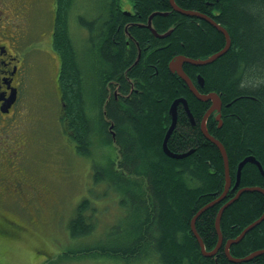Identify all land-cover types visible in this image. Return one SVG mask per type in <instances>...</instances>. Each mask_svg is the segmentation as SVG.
I'll list each match as a JSON object with an SVG mask.
<instances>
[{
    "label": "trees",
    "instance_id": "obj_1",
    "mask_svg": "<svg viewBox=\"0 0 264 264\" xmlns=\"http://www.w3.org/2000/svg\"><path fill=\"white\" fill-rule=\"evenodd\" d=\"M53 1L56 14L52 47L61 60L57 81L64 105L60 116L62 126L77 152L84 156L93 155V150L100 145L97 144L99 137L106 143L107 126L117 131L126 150L116 146L115 158L107 164L92 160L93 180L104 179L114 184L116 192L124 190L128 194L122 205L129 199L131 219V238L127 239V235L124 240L125 234L111 230L108 233L113 241L106 247L85 246L64 255L157 256L160 264H236L225 256L224 243L261 216L264 195L258 191L243 192L228 205L220 218L221 247L215 256L202 255L190 229V220L223 191L225 169L219 149L199 128L198 119L207 101L192 95L178 82L184 80L168 67L169 61L179 54L198 59L219 51L225 44L222 32L202 19L176 12L169 0H130L132 8L127 12L123 11L121 0H100L86 6V15L77 12L73 16L69 13L74 0ZM175 2L185 10L208 16L214 13V20L230 36L225 53L204 65L187 64L184 70L190 77L193 71L203 75V86L198 81L194 83L202 92H221L222 126L214 130L210 123L208 130L226 150L229 175L234 183L236 164L245 156H254L264 168V0ZM158 11L168 14L152 17L151 25L156 32L164 33L172 28L164 38L154 36L145 26L149 15ZM73 19L74 22L79 19L87 39L83 35L82 41L73 35ZM8 22L11 26L8 29L14 33V23L11 19ZM15 47L16 43L11 48L18 57ZM84 48L87 50L85 64L78 53ZM138 48L146 52L142 51L141 58L134 63ZM14 65L21 68L23 61L15 57L7 67ZM16 75L15 78L23 81L22 74ZM115 76L123 85L131 77H139L142 84H137L138 93L121 104L108 101L104 106L106 81ZM178 95L186 96L196 120L192 125L181 112L169 139L174 151L194 149L182 158L167 156L161 148L162 137L170 125L169 106ZM245 186L264 188V176L254 163L247 162L242 167L237 188ZM235 191H229L227 196H233ZM225 202L205 206L196 217V232L206 250L217 243L214 221ZM89 208L86 198L76 206L68 224L72 237L84 236L93 230L87 217ZM9 232L15 236L14 230ZM0 235L7 237L1 231ZM261 249H264V219L238 243L232 244L229 251L234 257H244ZM239 264H264V253Z\"/></svg>",
    "mask_w": 264,
    "mask_h": 264
},
{
    "label": "rangeland",
    "instance_id": "obj_2",
    "mask_svg": "<svg viewBox=\"0 0 264 264\" xmlns=\"http://www.w3.org/2000/svg\"><path fill=\"white\" fill-rule=\"evenodd\" d=\"M96 2L100 0H74L69 14L86 15V6ZM53 3L0 0V44L12 50L16 43V58L23 61L17 108L8 116L0 113V177L8 172L6 185L21 179L20 187L9 186L7 191L0 187V231L7 234L0 235V264H160L157 256L64 255L85 246L106 247L113 241L111 230L125 234L124 240L127 235L131 238V219L129 199L122 205L128 194L116 192L114 184L104 179L93 180L92 160L107 164L115 158V147L106 146L99 137L93 155H81L62 126L64 105L57 81L61 60L52 47ZM121 4L124 10L132 8L130 0H121ZM9 19L14 33L8 29ZM75 21L73 35L87 39L79 19ZM86 48L78 50L83 64L87 63ZM84 198L89 200L87 217L93 230L72 237L68 224ZM9 230H14L15 236Z\"/></svg>",
    "mask_w": 264,
    "mask_h": 264
},
{
    "label": "flooded vegetation",
    "instance_id": "obj_3",
    "mask_svg": "<svg viewBox=\"0 0 264 264\" xmlns=\"http://www.w3.org/2000/svg\"><path fill=\"white\" fill-rule=\"evenodd\" d=\"M206 2H207V0H206ZM131 4H132V1H131ZM169 4H170V1H169ZM177 4V3H176ZM178 5V4H177ZM8 7L10 6V5H7ZM179 6V5H178ZM170 7L172 8V6H171V4H170ZM180 7V6H179ZM181 8V7H180ZM173 9V8H172ZM183 9V8H182ZM124 12H127V10L125 9V10H123ZM176 11V10H175ZM0 12H2L1 11V9H0ZM129 12V11H128ZM164 12H166V11H164ZM177 12V11H176ZM179 13V12H178ZM168 14V12H166V14H163V15H167ZM150 16V15H149ZM189 16H191V15H189ZM208 16V15H207ZM213 16H214V13H212V16H208L209 18H211L213 21H215L214 20V18H213ZM192 17H195V18H199V19H202V20H204V21H206L207 23H209V24H211L210 22H208L206 19H203V18H200V17H196V16H192ZM216 22V21H215ZM146 25V24H145ZM212 25V24H211ZM149 29V28H148ZM169 30V29H168ZM167 30V31H168ZM171 31H172V28H171ZM171 31H170V33H171ZM165 33V32H164ZM169 33V34H170ZM168 34V35H169ZM159 38H164V37H159ZM160 44L161 45H165L164 43H163V41H161L160 42ZM8 46L9 45H6V44H0V55H2V59L0 60V64H1V66H0V113H2V114H4L5 116H8V114H14V112H15V110H16V108H17V104H18V99H19V101H20V93H21V89H22V85H23V81L22 80H18L17 78H15V75L17 74V72H18V74H22V67L20 68V66L19 67H17L16 65H14V66H11V68L10 67H7L8 66V64H9V62H11V60L12 59H15V55L13 54L14 52L11 50V49H9L8 48ZM11 47H13V45H11ZM139 49L140 48H138L137 49V53H135V56H134V58H136V59H140L141 58V56H142V51H144V52H146L145 50H141V51H139ZM135 63L137 62L136 60L134 61ZM169 64V63H168ZM187 64H192V63H189V62H184L183 63V65H182V67H183V69L185 68L186 69V65ZM192 65H194V64H192ZM195 66H197V65H195ZM200 66V65H199ZM169 67V66H168ZM19 70V71H18ZM185 71V70H184ZM171 72V71H170ZM186 73V72H185ZM17 74V75H18ZM187 74V73H186ZM16 75V76H17ZM188 75V74H187ZM189 76V75H188ZM131 77V76H130ZM180 77V76H179ZM181 78V77H180ZM189 78H190V81H191V85H193L195 82H197L199 79H201V78H203V75L200 73V72H197V71H193L192 72V77H190L189 76ZM130 80L131 81H129V80H127V84L125 83L124 85L123 84H121L120 82L121 81H119V78H117L116 76L115 77H111L108 81H106V85H107V90H106V98H108V101H111L112 103L114 102V103H117V104H121V102H123V100H126V99H129L132 95H134V94H136V93H138L139 92V90L137 89V84L138 83H140V84H142V80L139 78V77H131L130 78ZM178 82H180V84H182L183 86H185V87H187V89L188 90H190V86H189V84L188 83H185V81L183 82V81H179L178 80ZM203 84H204V80H203V83H202V85L201 86H203ZM194 86L196 87V85L194 84ZM196 89H197V87H196ZM200 93H204V92H202L199 88L197 89ZM129 92V93H128ZM190 92L192 93V91L190 90ZM210 92H214V91H210ZM218 92V91H217ZM207 93H209V92H207ZM206 93V94H207ZM205 94V93H204ZM117 95V96H116ZM119 95V96H118ZM192 95H193V93H192ZM218 95H219V97H220V99H221V108H220V111H219V113H220V118H221V115H223V106H224V104H223V100H222V96H221V92L219 91L218 92ZM108 96V97H107ZM180 97H182V98H184L185 100H186V102H187V99H186V96H184V95H178V96H176V98H180ZM119 98V99H118ZM176 98H173L171 101H173V100H175ZM108 101H107V103L106 104H108ZM117 101V102H116ZM121 101V102H120ZM172 103V102H171ZM170 103V104H171ZM207 104L208 105H206V108H205V110H203V112H202V114H201V116H200V118L198 119V122H199V128H200V131H201V133L203 132L202 131V129H201V122H202V119H203V116H204V114H205V112L207 111V109L210 107V105H211V101L210 100H207ZM181 107H180V106ZM187 105H188V102H187ZM226 106L228 105V104H225ZM188 108H189V106H188ZM189 111H190V108H189ZM181 112H184L186 115H187V117H188V120H189V122L192 124V125H194L195 123H196V120H195V118H194V116H193V114H192V112H191V117H190V115L188 114V111L186 110V108H184V106H183V102H180V103H178L177 104V107H176V120H175V126H174V129L172 130V132H171V134L172 133H174L175 132V128H176V125H177V120H178V116H179V114H181ZM217 112H211L209 115H208V117L206 118V128H207V130H208V128H209V126H210V123H212V129H214V130H216V129H220L221 128V126H222V121L220 122V120H219V118H217ZM169 118H170V120H169V123H168V125L171 123V120H172V118H171V116H169ZM219 122H220V125H219ZM168 127V126H167ZM215 127V128H214ZM106 130H107V134H106V146L107 145H109V146H111V145H113L114 147H116L117 146V148L119 149V150H126V147H125V144L118 138V133H117V131L112 127V130L114 131V137H113V135H112V133H111V131L109 130V126H107L106 127ZM167 131V130H166ZM208 132H209V130H208ZM166 133V132H165ZM165 133H164V135H163V137H162V142H163V139H164V136H165ZM210 133V135H212L213 137H215L211 132H209ZM171 134L169 135V138H168V140H167V143H166V145H167V148H168V150L170 151V152H172V153H182V152H178V151H174L172 148H170V145H169V139H170V137H171ZM203 135H204V137L206 138V136H205V134L204 133H202ZM216 139H218L217 137H215ZM207 139V138H206ZM162 142H161V148H162V151L167 155V156H169L166 152H165V150L163 149V147H162ZM11 155V154H10ZM122 162V164L125 162V158L124 159H122L121 160ZM8 163V162H7ZM239 163V162H238ZM238 163L236 164V170H237V166H238ZM253 164V163H252ZM244 166V165H243ZM257 167V166H256ZM7 176H8V172H4V176H1L0 177V187L2 186V187H4L2 190L3 191H7V190H9L8 189V187L9 186H13V187H20V182H21V179H19V181H17L16 183H14V184H9V185H6V181H7ZM235 176H236V174H235ZM240 176H241V174H240ZM231 181H232V179H231ZM235 182H236V179H235ZM235 182L234 183H232L231 182V185H230V187H229V189L227 190V193H226V195H225V197L223 198V199H221L219 202H221V201H227L229 198H231V197H233L235 194H236V192L240 189V188H242V187H240V188H237V186L240 184V179H239V183L237 184V186L236 187H234L233 188V186H234V184H235ZM231 190H236L235 191V193L233 194V196H227L228 195V193H229V191H231ZM124 193H125V191H124ZM218 203V202H217ZM191 229V228H190ZM196 229V228H195ZM192 231V230H191ZM192 233H193V231H192ZM193 235H194V233H193ZM228 240V239H227ZM226 242V241H225ZM238 243V242H237ZM234 244V243H233ZM232 245V244H231ZM230 245V246H231ZM221 247V246H220ZM219 247V248H220ZM213 248V247H212ZM219 248H218V250H219ZM230 248V247H229ZM217 250V251H218ZM206 251H209V250H206ZM217 251L214 253V254H211V255H205V254H203L202 253V255L203 256H206V257H211V256H215L216 255V253H217ZM223 252H224V246H223ZM225 254V253H224ZM236 264H239V263H236Z\"/></svg>",
    "mask_w": 264,
    "mask_h": 264
},
{
    "label": "water",
    "instance_id": "obj_4",
    "mask_svg": "<svg viewBox=\"0 0 264 264\" xmlns=\"http://www.w3.org/2000/svg\"><path fill=\"white\" fill-rule=\"evenodd\" d=\"M172 6L175 5L174 4V1L173 0H170ZM176 11L180 12L181 14H185V15H195V16H201L200 14H198L197 12H194V11H190V10H185V9H181V8H177V7H174ZM156 12L152 13L148 19H147V23H146V27L150 29V31L154 34V36H157V37H165L166 35H168V32H165V33H158L156 32V30L152 27L151 25V19L153 17V15H155ZM203 17V16H202ZM207 19V18H206ZM217 30L221 31L223 33V35L226 37V46L224 47V49L219 53H223L225 50H227L229 47V34L228 32L221 26V25H218V24H215ZM218 55V54H216ZM216 55H213L212 57L210 58H205V59H193V58H190L188 56H185V55H182V54H179V55H176L170 62V70L173 71V72H176L184 81L185 83H188L189 86L191 87L190 90L192 91L193 95L201 100V101H207V100H210L212 103L215 104V107H216V112H217V117H220V113H219V110H220V102L218 100L217 97H215V95L213 94L214 92H210V93H200L196 87L193 85H191L190 83V78L189 76L185 73L182 65L184 62H192L194 63L195 65L199 66V65H204V64H207L210 62V60L212 58H214ZM198 82L202 85L203 83V79H199ZM181 102H183V106L184 108H188V105H187V102L184 98H181L180 99ZM180 100H178V102H180ZM177 104L176 102H172L170 107H169V115H173L176 111V107H177ZM172 121H174V118L172 119ZM171 121V126L170 128H174V124L172 123ZM207 128L203 127V132L202 133H207ZM211 140L215 141L216 139H212V137H209ZM168 155L170 156H176L178 158H182V157H185V155L187 156V154H181V155H173V154H170L169 152H167ZM224 158V157H223ZM224 161H225V158H224ZM258 169L261 170V165L259 162L257 161H253ZM241 168L242 167H239L237 169V174H236V182L233 186L236 187L237 184L239 183V179H240V171H241ZM229 171L227 169V166H225V175H228ZM244 188V187H243ZM242 189V188H241ZM206 208L205 206L202 207L198 212L197 214H195L192 219H191V223L193 224L196 220V217L203 211V209ZM222 210H219L218 212V216L215 217V221H214V226H215V229H216V234H217V243H216V247L210 251H206L205 247H204V244H203V241L202 239L200 238V236L197 234L196 231H194V236L195 238L197 239L198 243H199V246H200V250L203 252V254H213L216 252V249L217 247H219L221 245V242H222V234H221V231H220V226H219V223H220V213H221ZM264 219V212L262 213V215L260 216L259 220L253 222V223H250L249 225H247L241 232H240V235L237 237V238H231V239H228L226 240V242L224 243V253H225V256L232 262H236V263H240V262H243V261H247V260H250L253 256H256L257 254H260L262 252H264V250H255L251 253H249L247 256H244V257H234L232 255H230V253L228 252V249H229V246L232 244V243H236L238 241L239 238H241V236H243L247 231L248 229H250L251 227H254L255 225H257L261 220Z\"/></svg>",
    "mask_w": 264,
    "mask_h": 264
},
{
    "label": "bare ground",
    "instance_id": "obj_5",
    "mask_svg": "<svg viewBox=\"0 0 264 264\" xmlns=\"http://www.w3.org/2000/svg\"><path fill=\"white\" fill-rule=\"evenodd\" d=\"M170 1V0H169ZM174 1V4L175 5H173L172 6V4H171V2H170V4H171V6H172V8L175 10V8L174 7H179L177 4H176V2H175V0H173ZM180 8V7H179ZM182 9V8H181ZM191 11V10H190ZM178 12V11H177ZM154 13V12H153ZM180 13V12H179ZM198 14H200L201 16H196V17H200V18H203V19H206L208 22H210L213 26H215V24H218V25H220L219 23H217V22H215V21H213L211 18H209L207 15H205V14H203V13H199V12H197ZM152 14V13H151ZM150 14V15H151ZM156 14H166V12H161V11H158V12H156ZM154 16V15H153ZM195 16V15H194ZM203 16V17H202ZM216 27V26H215ZM223 27V26H222ZM224 28V27H223ZM225 29V28H224ZM226 30V29H225ZM170 31H171V28H169V30L168 31H166V32H168V34L170 33ZM221 32V31H220ZM223 34V33H222ZM167 36V35H166ZM229 36V35H228ZM164 37V36H163ZM225 37V36H224ZM226 43H227V41H226V37H225V44H224V46L219 50V51H217V52H214V53H212L211 55H209V56H207L206 58H210V57H212L213 55H216V54H218V55H216L214 58H212L211 60H210V62L211 61H213L214 59H216L217 57H219L220 55H222L223 53H225L227 50H225L223 53H221V54H219L223 49H224V47L226 46ZM229 46H230V36H229ZM228 46V47H229ZM198 59H205V58H198ZM172 60V59H171ZM171 60L169 61V64H168V66H169V70H170V62H171ZM189 63H192V62H189ZM192 64H194V63H192ZM195 65V64H194ZM171 71V70H170ZM171 72H173V71H171ZM178 75V74H177ZM179 76V75H178ZM190 83H191V81H190ZM129 93V92H128ZM210 93V92H209ZM214 95H215V97H217L218 98V100H219V102H220V108H221V99H220V97H219V95L216 93V92H214L213 93ZM117 96V95H116ZM119 96V95H118ZM108 97V96H107ZM105 98V97H104ZM182 97H180V98H176L175 100H173L172 102H176V103H180L181 102V99ZM119 99V98H118ZM178 100H180V102H178ZM107 101H108V98H105V103H104V106H105V104L107 103ZM117 102V101H116ZM121 102V101H120ZM118 103V102H117ZM171 105V104H170ZM186 110L188 111V114L190 115V117H191V112L189 111V108H186ZM216 112V107H215V104L214 103H212L211 102V105H210V107L207 109V111L205 112V114H204V116H203V119H202V122H201V129H202V131H203V127H205L206 128V118L208 117V115L211 113V112ZM220 111V110H219ZM171 116V118L173 119L174 118V121H172V123L174 124V126H175V120H176V111H175V113L172 115H170ZM217 118H219V120H220V122H221V118L220 117H217ZM220 122H219V125H220ZM170 126H171V123H170V125H169V127H168V129H167V131H166V133H165V136H164V139H163V142H162V147H163V149L165 150V152L167 153V152H169L170 154H173V155H181V154H190V153H192L193 151H194V149H190V150H188V151H186V152H182V153H172V152H170L169 150H168V148H167V145H166V143H167V140H168V138H169V135L171 134V132H172V130L174 129L173 127L172 128H170ZM109 130L111 131V133H112V135H113V137H114V131L112 130V126H109ZM208 131V130H207ZM205 134V136H206V138L209 140V141H211L213 144H215L216 146H217V148L219 149V151H220V154H221V156H222V159H223V164H224V169H225V166H227V169H228V171H229V168H228V158H227V154H226V150H225V148H224V146H223V144L218 140V139H216L215 137H213L212 135H210V133L209 132H207V133H204ZM209 137H212V139H216L215 141H213V140H211ZM170 156V155H169ZM186 156V155H185ZM172 157H175V158H178V157H176V156H172ZM225 158V161H224V158ZM257 161V162H259L254 156H251V155H248V156H245L242 160H240L239 161V163H238V166H237V169L239 168V167H243V165L245 164V163H247V162H250V163H254L253 161ZM260 163V162H259ZM255 164V163H254ZM256 165V164H255ZM260 165H261V163H260ZM257 166V165H256ZM258 168V167H257ZM241 170H242V168H241ZM259 171H260V173L264 176V168L262 167V165H261V170L260 169H258ZM236 174H237V170H236ZM240 174H241V171H240ZM230 185H231V177H230V175H229V173H228V175H225V183H224V188H223V192H221V194L219 195V196H217L215 199H213L212 201H210L209 203H207L206 204V207H209V206H212V205H214L215 203H217V202H219L221 199H223L224 197H225V195H226V193H227V190L229 189V187H230ZM250 191H258V192H260V193H262L263 195H264V188H261V187H259V186H249V187H247V186H245L244 188L242 187V189L240 188L237 192H236V194L233 196V197H231V198H229L225 203H223L221 206H220V208H219V210H222L221 211V213H220V218H221V214H222V212H223V210L228 206V205H230L232 202H234L237 198H238V196L241 194V193H243V192H250ZM123 195V194H122ZM125 197V196H124ZM126 198V197H125ZM125 208V207H124ZM219 210H218V212H219ZM218 212H217V214H216V217L218 216ZM262 215V214H261ZM259 218L260 217H258L257 219H255L253 222H255V221H257V220H259ZM262 221V220H261ZM260 221V222H261ZM253 222H251V223H253ZM259 222V223H260ZM258 223V224H259ZM219 225H220V223H219ZM190 228H191V230L193 231V233H194V231H196V229H195V222L192 224L191 223V220H190ZM253 227H251L250 229H252ZM250 229H248V231L250 230ZM198 234V233H197ZM240 235V233L236 236V237H234V238H237L238 236ZM245 235V234H244ZM243 235V236H244ZM243 236H241V238L243 237ZM233 238V239H234ZM241 238H239L238 239V241L237 242H239L240 241V239ZM236 242V243H237ZM233 244V243H232ZM216 247V245L212 248V249H214ZM220 247V246H219ZM219 247H217V249H216V251L218 250V248ZM230 247V246H229ZM211 249V250H212ZM261 250H264V249H261ZM210 251V250H209ZM228 252L230 253V251H229V249H228ZM203 253V252H202ZM262 253H264V252H262ZM214 254V253H213ZM205 255H209V254H205ZM211 255V254H210ZM230 255H231V253H230ZM258 255V254H257ZM245 256H247V255H245ZM248 261V260H247ZM233 263H236V262H233Z\"/></svg>",
    "mask_w": 264,
    "mask_h": 264
}]
</instances>
